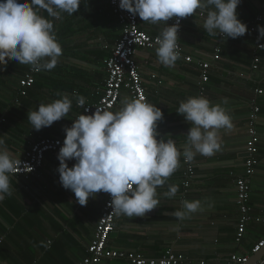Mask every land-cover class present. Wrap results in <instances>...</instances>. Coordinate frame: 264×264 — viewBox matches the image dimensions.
<instances>
[{
  "label": "crops",
  "instance_id": "0c3cea01",
  "mask_svg": "<svg viewBox=\"0 0 264 264\" xmlns=\"http://www.w3.org/2000/svg\"><path fill=\"white\" fill-rule=\"evenodd\" d=\"M263 6L264 0H241L236 11L248 31L236 39L208 35L203 29L205 14L200 10L182 22L178 42L184 55L210 64L209 80L202 92L201 72L195 62L179 59L173 67H165L158 62L156 49L136 52L134 59L147 96L163 113L157 122L158 139L170 135L183 152L191 124L176 110L181 101L192 96L202 95L213 104H222L227 98L228 103L222 106L231 116L232 127L218 131L219 151L212 156H195L191 162L194 175L186 190L181 156L180 167L157 188V208L144 217L118 216L108 241L111 248L137 251L153 259L172 251L181 259L180 264H226L232 254L247 256V264H254L264 256V249L251 254L253 246L264 238L263 223L251 220L241 243H234L240 218L235 182L244 177L247 127L255 106L259 109L255 128L260 164L248 179L249 206L252 217L264 216V46L257 49L258 44L264 45V38L257 40L250 31L253 25L256 30L264 27ZM40 14L47 18L45 11ZM257 16L262 17L261 22H255ZM136 17L139 30L151 37H157L164 26L163 22L152 24ZM54 29L62 56L54 69L36 76L27 96L20 97L19 80L30 66L14 60L0 65V138L13 158H22L39 140L64 138V128L79 114L73 99L67 117L36 131L27 114L38 104L60 99L57 93L72 96L74 92L84 96L86 104L97 101L96 93L102 94L106 79L104 61L121 34L109 0H82L76 13H64L61 20L54 21ZM218 44L220 58L214 61ZM256 56L260 62L253 69ZM125 98L129 99L128 93L122 91L111 111L119 110ZM67 163L71 167L74 161ZM58 165L57 155L46 154L37 176L28 182L19 178L10 181L11 195L0 201V264H80L84 258L108 194L97 193L86 206L79 205L74 193L61 186ZM171 184L178 185L179 191L168 198L163 193ZM182 200H201L203 210L179 221L173 213L180 209ZM101 264L129 263L108 260Z\"/></svg>",
  "mask_w": 264,
  "mask_h": 264
},
{
  "label": "clouds",
  "instance_id": "9594fccd",
  "mask_svg": "<svg viewBox=\"0 0 264 264\" xmlns=\"http://www.w3.org/2000/svg\"><path fill=\"white\" fill-rule=\"evenodd\" d=\"M81 3L82 0H0V65L14 60L29 65L34 72L54 69L62 56L54 21L61 20L64 13L73 15ZM240 3L241 0H119L118 7L143 22H163L156 37V55L160 64L173 67L180 59L177 41L181 19L200 10L205 14L203 29L208 35L236 39L248 31L238 19ZM41 10L47 18L40 14ZM170 19L175 20L171 25L167 23ZM257 31L258 39L264 38V27L258 26ZM57 95L61 98L38 104L28 112L32 129L39 131L67 117L73 99L85 113L90 111L82 95ZM227 103L225 98L222 104ZM122 104L115 112L97 106L91 114L80 113L70 127L64 128L57 172L61 186L74 193L79 205L86 206L90 197L103 192L110 195L109 206L115 215L144 217L158 207L157 188L177 171L181 156L186 163H191L197 154L212 156L221 147L218 131L230 129L232 120L222 104H213L202 95L181 101L176 112L191 124L181 152L170 135L157 138V122L163 119V113L156 104L142 96L125 98ZM68 161H74L71 167ZM19 164L0 138V201L11 195L10 181ZM178 191L179 186L171 184L163 195L173 198ZM202 210L201 200H182L173 215L183 221Z\"/></svg>",
  "mask_w": 264,
  "mask_h": 264
},
{
  "label": "built area",
  "instance_id": "2783aa9c",
  "mask_svg": "<svg viewBox=\"0 0 264 264\" xmlns=\"http://www.w3.org/2000/svg\"><path fill=\"white\" fill-rule=\"evenodd\" d=\"M119 0H109V7L117 20L121 34L117 40L111 55L107 60L104 61V68L106 72V79L104 81V89L101 95L96 93L97 101L86 104V107L90 109L88 113L84 112L83 108H79V114H91L95 111V107L101 106L108 110H112L119 102L122 91L128 93L129 99H138L141 96L151 103L143 83V79L138 70L134 56L138 50H151L156 49V37H151L148 34L142 32L138 28V20L136 16L131 15L125 10H121L118 7ZM264 8V6H263ZM202 17V14H199ZM183 18L179 21L180 29L182 22L186 20ZM262 17L257 16L255 22H261ZM175 20H171L170 25ZM180 29L178 36L180 34ZM250 31L256 35L258 34L255 25L250 28ZM179 45L180 59L185 62H195L201 72V81L199 84V90L202 92L205 87L204 85L209 80L208 69L210 64L203 61H194L190 56H185L182 48ZM263 47L258 44L257 49L261 50ZM220 46H215L213 60L217 61L220 58ZM179 60V59H178ZM260 59L256 56L254 58L253 69H257V64ZM40 72H34L31 67L28 68L27 72L19 80L20 97L27 96V90L35 83V78ZM155 79V75L150 76ZM160 84V83H158ZM261 90H257V94H261ZM15 104L19 103L18 99L14 100ZM259 109L255 106L251 115L250 121L247 127V141H246V160L243 168L244 177H240L235 182L236 187V205L238 206L240 218L236 226V232L234 235V243L240 244L244 233L246 231L247 224L254 220L258 223L264 224V216L261 218H254L251 216V207L249 206V185L248 179L255 173V169L259 166L260 162L258 159L259 154V138L255 128V116ZM78 114V115H79ZM75 118H77V116ZM74 118V119H75ZM4 122V119L1 120ZM158 138V137H157ZM64 138H46L33 143L22 158H15L20 164L19 168L15 170L12 178H19L24 182L30 181L33 177L37 176L40 170L44 166V160L46 154L57 155L59 148L62 146ZM185 171L183 173V188L186 190L194 175V166L192 163H186L183 160ZM111 200L108 194L100 217L98 219L94 234L91 241L89 242L84 258L80 264H101L108 260H122L129 264H180L181 259L177 257L172 251L167 252L165 255L159 258H146L142 254L133 250H117L113 249L108 245L109 237L114 229V223L118 217L111 212L109 202ZM262 249H264V238L258 241L251 249V254L256 255ZM249 257L241 256L238 254L230 255L226 264H247ZM254 264H264V256Z\"/></svg>",
  "mask_w": 264,
  "mask_h": 264
}]
</instances>
